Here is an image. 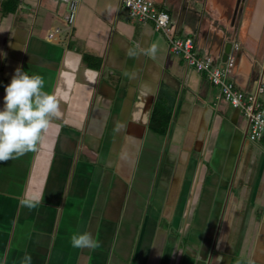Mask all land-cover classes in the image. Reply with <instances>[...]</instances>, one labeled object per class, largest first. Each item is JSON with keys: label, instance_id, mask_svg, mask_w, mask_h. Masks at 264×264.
<instances>
[{"label": "crops", "instance_id": "1", "mask_svg": "<svg viewBox=\"0 0 264 264\" xmlns=\"http://www.w3.org/2000/svg\"><path fill=\"white\" fill-rule=\"evenodd\" d=\"M152 1L217 65L237 42L230 79L255 90L264 0ZM66 18L61 0H0V97L19 66L60 101L33 150L0 160V264H264V140L119 0H82L69 35ZM77 231L98 246L73 248Z\"/></svg>", "mask_w": 264, "mask_h": 264}, {"label": "built area", "instance_id": "2", "mask_svg": "<svg viewBox=\"0 0 264 264\" xmlns=\"http://www.w3.org/2000/svg\"><path fill=\"white\" fill-rule=\"evenodd\" d=\"M61 1L67 5L66 30L69 35L82 0ZM119 2L130 19L152 22L154 29L165 37L169 51L180 56L187 66L203 73L207 80L218 88V98L238 110L246 120V136L249 141L264 140V105L258 98L264 95V72L254 91L245 92L236 88L230 79V74L234 65V52L239 49L237 42L231 43L227 59L221 65H217L209 54H199L194 50L192 38L175 36L169 14L158 9L152 0H119ZM60 30L59 27L51 30L48 38H52L53 33Z\"/></svg>", "mask_w": 264, "mask_h": 264}, {"label": "clouds", "instance_id": "3", "mask_svg": "<svg viewBox=\"0 0 264 264\" xmlns=\"http://www.w3.org/2000/svg\"><path fill=\"white\" fill-rule=\"evenodd\" d=\"M44 85L42 74L19 66L4 84V94L0 97V160L33 150L41 133L48 128L50 118L60 116L59 98L46 91ZM39 199L40 196H31L20 204L32 208ZM70 243L73 248L93 249L99 242L91 232L77 231L70 236ZM21 264H31L30 254H24Z\"/></svg>", "mask_w": 264, "mask_h": 264}, {"label": "water", "instance_id": "4", "mask_svg": "<svg viewBox=\"0 0 264 264\" xmlns=\"http://www.w3.org/2000/svg\"><path fill=\"white\" fill-rule=\"evenodd\" d=\"M230 47H231V43H227L225 45V48H224V51H223V54H222V60H225L227 58V54L229 52Z\"/></svg>", "mask_w": 264, "mask_h": 264}, {"label": "trees", "instance_id": "5", "mask_svg": "<svg viewBox=\"0 0 264 264\" xmlns=\"http://www.w3.org/2000/svg\"><path fill=\"white\" fill-rule=\"evenodd\" d=\"M11 9H12V8H11ZM11 9H9V7H7V11H8V10H11Z\"/></svg>", "mask_w": 264, "mask_h": 264}]
</instances>
